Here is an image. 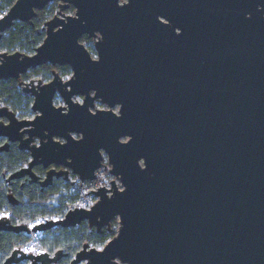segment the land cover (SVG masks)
Here are the masks:
<instances>
[{
	"label": "water",
	"instance_id": "water-1",
	"mask_svg": "<svg viewBox=\"0 0 264 264\" xmlns=\"http://www.w3.org/2000/svg\"><path fill=\"white\" fill-rule=\"evenodd\" d=\"M48 1L15 0L0 16V38ZM57 1L32 54L0 51V79L46 62L73 72L22 87L32 118L0 105V151L16 143L29 154L6 182L25 177L45 187L69 173L91 180L105 168L103 155L114 180L89 190V208L31 228L0 217V232L81 222L101 232L117 218L114 236L100 249L82 243L69 264H264V0ZM69 5L73 16L62 13ZM95 31L94 60L78 38ZM55 92L64 106L53 105ZM95 100L107 109L91 111ZM56 254L14 249L3 264H50Z\"/></svg>",
	"mask_w": 264,
	"mask_h": 264
},
{
	"label": "trees",
	"instance_id": "trees-1",
	"mask_svg": "<svg viewBox=\"0 0 264 264\" xmlns=\"http://www.w3.org/2000/svg\"><path fill=\"white\" fill-rule=\"evenodd\" d=\"M15 0H0V12L6 10ZM41 21L36 18L26 22L15 21L0 38V51L11 53L14 51L23 54H32L41 43L43 32L40 29ZM0 102L20 118L31 116V99L22 94L14 79L0 80ZM29 160L26 150L18 149L16 144H9L7 150L0 151V212L9 211V220L12 224H20L40 216L52 218L65 212L66 204L76 198L75 194L68 191L69 181L53 183L45 188H40L37 182H28L23 177L6 182V177L12 172L24 167ZM33 171L41 178L44 171L40 166H35ZM15 199L12 204L7 195ZM110 237L109 231L103 229L96 232L88 228L85 222L74 227L62 228L59 226L42 232L40 245L43 250L52 252L58 248H65L73 254L82 243L87 242L92 247L104 244ZM28 237L23 233L10 231L0 232V264L9 255L17 244L25 243Z\"/></svg>",
	"mask_w": 264,
	"mask_h": 264
},
{
	"label": "flooded vegetation",
	"instance_id": "flooded-vegetation-1",
	"mask_svg": "<svg viewBox=\"0 0 264 264\" xmlns=\"http://www.w3.org/2000/svg\"><path fill=\"white\" fill-rule=\"evenodd\" d=\"M127 2V0H117V3L119 4V5H121V4H123V3H126ZM70 9H72V14H66L65 13V11H67V10H70ZM58 1L57 0H49L48 2H47V4L42 8V9H40V10H37L36 11V15L32 18V19H34V18H36L37 19V21H41V27H40V29H41V31L43 32V38H44V36H45V22L46 21H48V20H50L51 18H53L54 16H58ZM74 12H75V9H74V7L72 6V5H69L67 8H65L63 11H62V13L64 14V15H69V16H73L74 15ZM175 33H180V28H175ZM99 33L97 32V31H95V35L93 36H88V34L87 33H83V34H81L80 36H79V38H78V42L85 48V50L88 52V54H89V56H90V58L91 59H97V53H96V50H95V43L97 42V41H99ZM43 38H42V40H43ZM42 42V41H41ZM112 46L113 47H129L130 46V44L126 41V42H124V41H116V42H114L113 44H112ZM181 56H182V59H183V54L181 53ZM193 58H194V56H193V53H192V51H191V53H190V61H191V63H190V72H191V76H193V73H192V63H193ZM54 73L59 77V79L60 80H62V81H65V80H68L71 76H72V74H73V72H72V69H71V67H70V65H68V64H65V65H59V64H51V63H49V62H46V63H43V64H41V65H38V66H36V67H34V68H29L26 72H24L23 74H21L20 75V77H19V79L18 80H16V79H14L15 81H16V83H17V86L19 87V90H20V92L22 93V94H25V95H27L30 99H31V103H32V96H31V93L30 92H25V91H23L22 90V87L26 84V83H28L29 81H33V83L34 84H36V81L37 80H40V82H41V84H45V83H47V82H49V81H51L52 79H53V76H54ZM30 75V76H29ZM30 77L29 79H27V81H25V80H23V78H25V77ZM65 77V78H64ZM0 80H4V79H0ZM5 80H7V79H5ZM74 98H79L80 100L79 101H76V100H74ZM72 100L73 101H76V102H81L82 101V96L81 95H74V96H72ZM96 101H98V100H95L94 101V103L96 102ZM99 102V101H98ZM31 103H30V111H31V116L29 117V118H32L34 115H35V113L31 110ZM52 103H53V105L54 106H64L65 104H64V101L62 100V98L58 95V93L57 92H55V94L53 95V98H52ZM94 103H93V105H94ZM100 103V102H99ZM0 105H2L1 104V102H0ZM116 108H117V106H115ZM9 109V108H8ZM94 109H96V108H94V106H93V108H91L90 110L91 111H94ZM10 110V109H9ZM117 111V110H116ZM13 112V111H12ZM14 113V112H13ZM15 114V116L18 118V119H27V118H20L19 117V114L18 113H14ZM0 120H2L3 122H5L6 120L4 119V118H0ZM75 135V136H74ZM73 136L74 137H77L78 135H76V134H73ZM55 139H58V140H62V139H59V138H55ZM123 139H125V138H123ZM122 139V140H123ZM4 141H5V139L4 138H2V137H0V145L1 144H3L4 143ZM35 143H37V138H34V140H33ZM9 144H11V143H9ZM14 144H16V143H14ZM17 146V145H16ZM41 167V166H40ZM55 169H59L60 167L59 166H53ZM34 168V167H33ZM42 168V167H41ZM43 169V168H42ZM43 171H44V173H45V169H43ZM43 176H44V174H43ZM72 176H74V175H72V174H68V180H64L62 177H53L52 178V181H51V183L49 184V185H47V186H50V185H52L53 183H55V184H58V183H60L61 181H69L70 180V178L72 177ZM42 178V177H41ZM69 183H70V181H69ZM47 186H45V187H47ZM41 189L42 188H45V187H41V186H39ZM11 223V222H10ZM90 229H94V228H90ZM95 230V229H94ZM2 232H4V231H2ZM11 232V231H10ZM14 233V232H13ZM21 233H23V232H21ZM23 234H25L27 237H28V233H23ZM26 242V241H25ZM23 245H24V243H22V244H17L16 246H14L13 247V249L11 250V252L9 253V255L8 256H10V254L12 253V251L14 250V249H19V250H21L22 252H24V253H32V252H26V251H24L23 249H22V247H23ZM82 245V244H81ZM89 246H91V245H89ZM80 248H81V246L73 253V254H70L69 253V251L68 250H66L65 248H58V249H56V250H53L52 252H47V251H45V250H43V252H47V253H49V255L50 256H54L57 252V254H56V261L55 262H53V263H50V264H69V262H70V260H71V258L74 256V254L78 251V250H80ZM7 256V257H8ZM6 257V258H7ZM15 257H19V254L18 253H16L15 254ZM5 258V259H6ZM5 261V260H4ZM3 261V262H4ZM3 264V263H2ZM11 264H29V260H25V259H22V260H19V261H17V262H15V263H11Z\"/></svg>",
	"mask_w": 264,
	"mask_h": 264
},
{
	"label": "built area",
	"instance_id": "built-area-1",
	"mask_svg": "<svg viewBox=\"0 0 264 264\" xmlns=\"http://www.w3.org/2000/svg\"><path fill=\"white\" fill-rule=\"evenodd\" d=\"M102 165L105 166V168H102L100 165L95 171H94V178L91 180H79L77 176H72L70 178V185H69V193L75 194L76 198L73 201H70L66 204L65 212L71 209H73L75 206L82 207V208H89L93 202H89L87 200V197L92 195V192L89 190H96L98 186H104L109 187L110 182L107 180V175L112 176L109 172V168L106 165L105 158L103 155ZM89 191V192H88ZM87 192V193H86ZM86 193V194H84ZM64 212V214H65ZM5 213L7 215H5ZM56 215L52 218H48L46 216H40L30 221H23L21 224H25L28 226V228H31L34 224H37V221L39 223H44L45 220L52 219L57 220L61 219L63 215ZM10 212L9 211H2L0 212V217H7L9 219ZM42 237V232H30L28 233V238L26 242L24 243L22 249L26 252H32L34 254L43 252V248L40 245V238Z\"/></svg>",
	"mask_w": 264,
	"mask_h": 264
},
{
	"label": "rangeland",
	"instance_id": "rangeland-1",
	"mask_svg": "<svg viewBox=\"0 0 264 264\" xmlns=\"http://www.w3.org/2000/svg\"><path fill=\"white\" fill-rule=\"evenodd\" d=\"M4 13H5V12H0V16H2ZM65 13H66V14H72V9L65 11ZM29 76H30V75H29ZM29 76L23 78V80L27 81V79L30 78ZM64 78H65V77H64ZM74 100L79 101L80 99H79V98H74ZM94 108H96V109H107V107H106L104 104H101V103H99L98 101H96V102L94 103ZM112 110H113L114 112H117V111H116V110H117L116 107H113ZM74 136H75V135H74ZM123 140H124V139H123ZM104 158H105L106 165H107V167L109 168V165H108V163H107V160H106L105 155H104ZM106 178H107V180H109V181H110V180H114V177H113V176H109V175H107ZM116 184L119 186V183H118L117 180H116ZM68 188H69V187H68ZM87 200H88L89 202H93V203H94V201L96 200V197L93 196V195H90V196L87 197ZM117 228H118V220H117V218H114V219L110 222V230H109L110 237H109V238H111L112 236L115 235V233H116V231H117ZM28 239H29V238H28ZM102 245H103V244H102ZM102 245H100V246H94V247L97 248V249H100V248L102 247Z\"/></svg>",
	"mask_w": 264,
	"mask_h": 264
},
{
	"label": "snow or ice",
	"instance_id": "snow-or-ice-1",
	"mask_svg": "<svg viewBox=\"0 0 264 264\" xmlns=\"http://www.w3.org/2000/svg\"><path fill=\"white\" fill-rule=\"evenodd\" d=\"M5 215H7L6 213H5ZM37 223H39V221H37ZM103 249H101V251H102ZM26 251H28L27 249H26Z\"/></svg>",
	"mask_w": 264,
	"mask_h": 264
}]
</instances>
